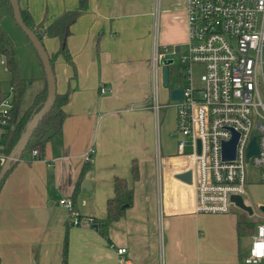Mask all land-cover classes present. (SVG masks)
Masks as SVG:
<instances>
[{"label": "crops", "instance_id": "crops-1", "mask_svg": "<svg viewBox=\"0 0 264 264\" xmlns=\"http://www.w3.org/2000/svg\"><path fill=\"white\" fill-rule=\"evenodd\" d=\"M20 4L36 24L47 26L78 9L80 0ZM187 7L188 0H88L68 37L75 71L58 54L60 39H44L55 55L57 92L70 91L67 117L42 157L27 154L0 186L2 264H62L67 235L68 264H119L120 247L128 249L131 264H247L255 231L239 234L236 209L190 211L192 188L177 177L184 157L178 155L176 108H152L154 45L186 49ZM0 26L14 46L20 76L38 82L33 102L46 87L41 59L8 5L0 6ZM172 71L170 66L174 87ZM0 90L13 97L12 74L1 52ZM157 91L164 105L171 100L163 84ZM90 156L75 198L80 224L74 225L62 201H73ZM134 162L138 180H133ZM1 167L0 162V172ZM117 176L129 180L134 203L103 233L96 225L107 216Z\"/></svg>", "mask_w": 264, "mask_h": 264}, {"label": "built area", "instance_id": "built-area-1", "mask_svg": "<svg viewBox=\"0 0 264 264\" xmlns=\"http://www.w3.org/2000/svg\"><path fill=\"white\" fill-rule=\"evenodd\" d=\"M187 13L186 49L158 41L154 45L152 108L155 112L163 106L176 108L182 173H192L191 183L180 179L192 188L190 211L230 213L238 207L232 197L244 198L252 179L264 183V0H188ZM176 56L187 83L174 87L184 89V98L164 105L157 91L163 84V61ZM12 108L13 97L5 96L0 101V124L11 121ZM253 137L258 152L248 159ZM234 140L235 157L226 159L224 146ZM37 157L34 150L32 159ZM6 160L0 155L2 165ZM62 203L73 215L72 223L79 225L73 201ZM117 253L119 264H131L126 247ZM244 261H264V222L257 224Z\"/></svg>", "mask_w": 264, "mask_h": 264}, {"label": "trees", "instance_id": "trees-1", "mask_svg": "<svg viewBox=\"0 0 264 264\" xmlns=\"http://www.w3.org/2000/svg\"><path fill=\"white\" fill-rule=\"evenodd\" d=\"M8 5L12 8L10 0H0V6ZM88 5V0H80V7L76 10L66 11L59 17H57L52 23L45 26L44 24H36L27 9L22 8V16L25 23L35 31L42 43L46 37H58L61 42L60 50L58 54L64 56L66 61L74 67V62L70 49L68 47V37L71 34V26L76 22L81 11ZM13 11V9H12ZM45 46V44H44ZM0 52L6 58V65L12 74V87H13V108H12V119L6 124H0V155L6 156L7 158L12 155L15 151L22 134L26 130L27 124L33 119V117L43 108L47 97H48V83L46 79V87L36 94L35 99L31 106L21 112V104L26 92L28 79H24L20 76L18 63L16 59V52L13 44L11 43L8 36L5 34L0 26ZM51 63L54 69L55 55H50ZM43 65V64H42ZM75 71V67H74ZM76 75V74H74ZM4 94L0 90V101L4 98ZM70 99V91L65 93H58L56 95V101L53 107L44 115L40 120L39 124L33 130L27 144L25 145L24 151L20 157L15 156L12 161V168L27 154L34 150L38 151V157L41 158L45 152L48 142L54 138L63 128L64 121L67 117V112L64 106ZM91 164V156L86 162L83 170L80 173L78 185L73 195L74 210H77L75 205V198L79 194V187L82 183L85 173L89 170ZM3 166V165H2ZM2 168V167H1ZM7 173V174H8ZM6 174V176H7ZM3 178L1 184L6 179ZM140 177L139 166L136 162L133 164V180H138ZM0 184V186H1ZM134 203V188L131 186L129 180L125 177L117 176L114 183V196L107 202V216L105 219L99 221L96 227L106 233L111 222L120 219L125 211L132 207ZM261 222H250L239 220L238 232L239 234H245L246 231L254 232L257 224ZM68 235L65 239L62 264H68ZM0 264L1 258H0Z\"/></svg>", "mask_w": 264, "mask_h": 264}, {"label": "water", "instance_id": "water-1", "mask_svg": "<svg viewBox=\"0 0 264 264\" xmlns=\"http://www.w3.org/2000/svg\"><path fill=\"white\" fill-rule=\"evenodd\" d=\"M10 3L13 9L15 20L17 21L18 25L22 28V30L25 32V34L28 36L29 40L36 49L41 59V62L44 66L47 77L46 79L48 83V97L43 108L33 117L31 121L28 122L26 130L22 134L21 139L15 151L12 153L11 156L7 158L5 164L3 165L2 170L0 172V184L3 178L8 173V171L11 169L12 161L14 160L15 156L17 157L21 156L22 152L24 151L25 145L27 144L33 130L39 124L40 120L44 117V115L53 107L57 95V81H56L55 72L53 70V65L51 63L50 54L48 53L46 47L44 46L38 35L35 33V31L32 30L25 23L22 16V8H21L20 0H10ZM174 62L175 59L173 58L166 59L163 61L164 64L163 85L165 88L169 89L171 100H180L184 98V89L182 87L176 88L170 85V78H169L170 66ZM235 145H236L235 140L225 144L223 150H224V157L226 159H233L235 157ZM257 152H258L257 139L256 137H253L248 150V159L251 156L257 154ZM177 177L188 183L192 182L191 171H187L182 174H179L177 175ZM232 199L235 201L236 205L239 208L248 212L250 215H254V208L251 205L247 204L242 196L235 195L232 197ZM258 208H259V212L264 213V205H260Z\"/></svg>", "mask_w": 264, "mask_h": 264}, {"label": "rangeland", "instance_id": "rangeland-1", "mask_svg": "<svg viewBox=\"0 0 264 264\" xmlns=\"http://www.w3.org/2000/svg\"><path fill=\"white\" fill-rule=\"evenodd\" d=\"M26 63L28 64V62H26ZM171 66L173 67L172 77H175L176 80L180 84L185 85L187 83V81L184 78L183 68H182L179 56H176L175 62ZM195 68L199 69V66H195ZM42 73H44L43 69H42ZM32 79L28 80V83H27L28 88H27L24 100L21 104V112H24L25 110H27L31 106V104L33 103L32 99H33V96L35 95L34 92L37 90L36 86H37L38 82L34 81ZM28 85H30V86H28ZM167 101H169V100L167 99L166 102ZM256 183L261 184V187L260 188L256 187ZM244 200L247 204L251 205L254 208V215H249V214H247V212H245L241 208L237 207L236 212L239 213L240 219L243 221H249L250 220V222H253V223H255L257 221L258 222H264V213L259 212V208L257 206V203L259 201L264 200V183H260L257 180L252 179L250 181V184L247 187V194L244 195Z\"/></svg>", "mask_w": 264, "mask_h": 264}]
</instances>
